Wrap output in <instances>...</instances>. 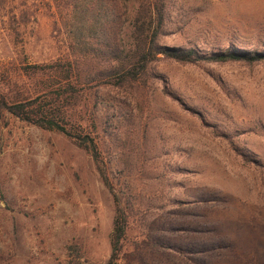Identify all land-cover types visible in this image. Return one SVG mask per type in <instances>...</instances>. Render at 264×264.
<instances>
[{"label": "rangeland", "instance_id": "obj_1", "mask_svg": "<svg viewBox=\"0 0 264 264\" xmlns=\"http://www.w3.org/2000/svg\"><path fill=\"white\" fill-rule=\"evenodd\" d=\"M77 1L0 0V74L97 48ZM164 7L166 46L264 52V0ZM95 115L120 264H264V59L160 56L143 85L97 86ZM114 213L86 150L0 112V264H107Z\"/></svg>", "mask_w": 264, "mask_h": 264}, {"label": "trees", "instance_id": "obj_2", "mask_svg": "<svg viewBox=\"0 0 264 264\" xmlns=\"http://www.w3.org/2000/svg\"><path fill=\"white\" fill-rule=\"evenodd\" d=\"M71 11H80L82 22L92 11L97 24V48L80 51L81 47L78 54L62 56L51 63L22 65L13 76L7 72L0 74V112L57 131L91 155L104 185L113 195L115 207L107 264H120L127 212L100 158L95 121L97 86L143 85L149 64L160 56L179 62H250L263 60L264 52L219 51L204 57L194 48L160 43L164 0H78L71 5Z\"/></svg>", "mask_w": 264, "mask_h": 264}]
</instances>
